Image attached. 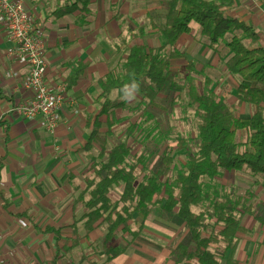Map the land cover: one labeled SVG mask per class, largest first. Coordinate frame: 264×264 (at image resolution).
I'll use <instances>...</instances> for the list:
<instances>
[{
  "label": "crops",
  "instance_id": "crops-1",
  "mask_svg": "<svg viewBox=\"0 0 264 264\" xmlns=\"http://www.w3.org/2000/svg\"><path fill=\"white\" fill-rule=\"evenodd\" d=\"M23 1L32 12L34 25L43 31L46 83L51 88L65 87L66 101L60 110L62 121L54 132L43 116L26 119L14 111L17 104L31 99L35 90L24 86L28 67L11 55L14 43L0 21V259L4 264H200L187 256L193 250L186 253V249H194L195 243L178 217V225H166L150 220L151 215L135 238L121 227L116 254L105 249L104 225L92 230L86 227L85 201L80 196L87 187L91 162L86 149L92 131L88 121L101 111V82L124 65L129 54H124L125 46L137 43L121 36L126 34L125 23L130 24L131 14L117 10L116 0H92L87 11L78 9L62 16L59 10L74 0ZM225 14L252 25L264 45V0H235ZM192 26L193 30L199 28L195 23ZM145 34L146 30L136 37ZM212 51L221 61L223 53ZM217 62L218 57L212 64ZM76 72L79 78L71 84ZM224 73L223 82H229L235 95L234 103L229 104L241 108L236 117L251 118L258 106L241 102L237 97L239 79L227 69ZM243 131L250 134L247 129L239 130L240 143ZM244 170L249 171H239ZM254 176L261 180L248 187L249 203L244 200L238 207L234 244L227 248L222 240L210 248L217 264H264V180ZM242 204L249 209H243Z\"/></svg>",
  "mask_w": 264,
  "mask_h": 264
},
{
  "label": "trees",
  "instance_id": "trees-1",
  "mask_svg": "<svg viewBox=\"0 0 264 264\" xmlns=\"http://www.w3.org/2000/svg\"><path fill=\"white\" fill-rule=\"evenodd\" d=\"M91 1L74 0L61 8L58 14H71L78 9L87 11ZM234 3L235 0H167L163 30L166 43L149 51L135 43L129 48L123 71L110 72L101 82L102 93L98 100L102 102V108L96 116L89 118L88 126L92 131L87 150L101 140L103 115L108 118L109 133L118 122L115 107L124 106V102L113 105L110 94L114 89L136 86L143 91L150 106L161 107L156 98L167 90L173 59L182 56L178 42L183 35L192 32L195 23L201 27L210 48L220 54L225 49L229 51L225 65L227 71L239 79L237 97L240 101L258 106V111L251 118H238L232 106L218 98L209 86L204 85L200 89L193 82L189 94L200 119L197 149H189L187 139L174 140L159 154L161 164L157 170L152 169L141 176L136 174L142 162L141 155L134 156L126 141L118 143L108 153L103 150L98 157H93L88 165L87 187L80 197L85 201L87 229L92 230L99 225L107 229L104 241L107 252H119L116 237L121 227L129 235L137 237L153 208L165 199L163 207L168 212L179 207L177 216L189 228L195 243L194 250L188 255L191 259L200 264H217L210 248L222 240L227 242V248L234 244L239 226L236 212L244 198L225 192L218 179L221 180L227 171L247 168L264 180V45L260 44V36L252 25L225 14L226 8ZM139 31L133 36L143 35L144 27ZM78 78L79 72H76L70 83L74 84ZM171 89L180 90L182 87L173 82ZM242 129L250 131L244 149H241L243 143L237 140L238 131ZM185 149L186 162L179 169L175 155ZM130 157L135 159L132 163L128 162ZM122 183V197L115 201L111 190ZM206 201H211L212 209L205 213L222 226L217 230L213 228L209 234L206 232L210 224L203 221L204 212L193 210ZM242 205L243 209H249V205ZM135 214L140 221L135 219ZM132 220L137 226L135 230L129 223Z\"/></svg>",
  "mask_w": 264,
  "mask_h": 264
},
{
  "label": "rangeland",
  "instance_id": "rangeland-1",
  "mask_svg": "<svg viewBox=\"0 0 264 264\" xmlns=\"http://www.w3.org/2000/svg\"><path fill=\"white\" fill-rule=\"evenodd\" d=\"M164 3V0H116L117 10L124 9L126 16L127 12L131 14L130 24L129 21L125 23L126 34L121 33V36H124L122 38L134 39V41L143 46L145 51H149L154 47L163 46L166 43L163 30L166 26L167 13ZM141 26L145 28L146 34L144 36L134 37L133 33L139 32ZM151 29L154 30L150 31ZM41 32L43 35V31ZM179 44L180 47L178 50L182 53V56L173 59L172 74L170 75L167 90L166 92L160 93L156 98L161 104V107L150 106L143 91L136 86L116 88L112 91L110 99L113 105L124 102V106L115 107V115L118 122L113 127L112 132L109 133L107 116L102 117L104 126L100 129L101 140L96 142L90 150L89 156L91 161L93 157H98L103 150L108 153L118 143L126 141L132 147L134 156L141 155L142 162L136 170V174L141 176L150 172L152 169L157 170L161 164L159 154L162 153L166 145L174 140L179 138L187 139L189 149H197L196 141L199 135L200 119L195 105L191 104L189 94V89L193 82L200 89H203L204 85L209 86L218 98L231 104L234 103V91L231 89L227 80L223 82L225 80V62L230 56L229 51L227 49L223 51L220 61L216 52L208 47V40L202 34L200 26L199 28H194L193 32L186 39H181L180 43L178 42ZM121 45L123 46V43ZM128 53L129 47L126 45L124 54ZM216 57H218L219 62H217L215 67L212 63ZM116 69L122 72L123 66L119 68L117 66ZM173 82L181 85L182 89L172 90L171 84ZM227 83L228 85L226 86ZM231 83L236 85L234 80H231ZM240 109V106L236 107V105H233L234 113ZM251 110L252 108L249 107L248 111L250 112ZM249 135L248 131H243L242 135H239V138L243 140V143H246L249 140ZM186 158V149L176 153L175 163L179 169L183 168ZM103 160L105 159L103 158ZM134 160V157H130L128 162L132 163ZM249 171L228 172L223 179H218V181L227 189L225 192L236 196H247L244 200L246 203H249L251 194L248 187L256 186L261 180ZM123 190L124 183L113 187L111 193L115 201L122 197ZM210 191L213 192L214 190L210 189ZM208 200H211V198ZM165 202L166 199L162 204L153 208L152 213L149 215H152L150 220L158 224H177L176 222L179 221L175 219L178 217V211L176 209L179 210V207L173 212H168L163 207ZM210 203L211 201H206L202 206L193 208L196 213L204 212L203 221L210 224V228L206 232L207 234L213 228L216 230L221 228V225L216 224L214 218H210L209 213H205L212 209ZM135 218H139L138 214H135ZM134 223L132 220V228L134 226L136 227ZM192 250L194 249H186V253Z\"/></svg>",
  "mask_w": 264,
  "mask_h": 264
},
{
  "label": "built area",
  "instance_id": "built-area-1",
  "mask_svg": "<svg viewBox=\"0 0 264 264\" xmlns=\"http://www.w3.org/2000/svg\"><path fill=\"white\" fill-rule=\"evenodd\" d=\"M0 21L14 43L11 55L28 67L24 86L35 90L31 99L13 109L26 119L43 116L48 129L54 132L62 121L60 110L66 92L65 87L51 88L46 83L48 62L42 32L34 25L32 12L23 0H0ZM0 264H4L1 259Z\"/></svg>",
  "mask_w": 264,
  "mask_h": 264
}]
</instances>
